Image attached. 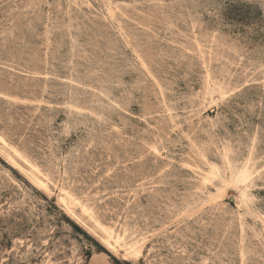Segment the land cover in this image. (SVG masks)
<instances>
[{"label":"rangeland","instance_id":"rangeland-1","mask_svg":"<svg viewBox=\"0 0 264 264\" xmlns=\"http://www.w3.org/2000/svg\"><path fill=\"white\" fill-rule=\"evenodd\" d=\"M117 262L264 264V0H0V264Z\"/></svg>","mask_w":264,"mask_h":264},{"label":"bare ground","instance_id":"bare-ground-1","mask_svg":"<svg viewBox=\"0 0 264 264\" xmlns=\"http://www.w3.org/2000/svg\"><path fill=\"white\" fill-rule=\"evenodd\" d=\"M16 163L14 162V165H15ZM17 165V164H16ZM15 167V166H14ZM19 167V166H18ZM247 177L248 176H246L244 173H241V174H238L235 178H234V182H246V179H247ZM34 179V178H33ZM37 182V181H36ZM34 184H35V182H33ZM37 184H39V183H37ZM83 210H85V208L83 209ZM109 229V228H108ZM102 230H103V232H104V235H105V239H106V241H107V243H108V246L110 245V246H112V247H114V246H116V245H118L119 244V242H120V237L117 235V236H115V235H113L112 234V231H111V229H110V231L109 230H107V229H105V228H102ZM113 244V245H112ZM113 249V248H112ZM137 251H138V247H136V245H134V244H130L126 249H124V256L125 257H128V256H134L136 253H137Z\"/></svg>","mask_w":264,"mask_h":264},{"label":"trees","instance_id":"trees-1","mask_svg":"<svg viewBox=\"0 0 264 264\" xmlns=\"http://www.w3.org/2000/svg\"><path fill=\"white\" fill-rule=\"evenodd\" d=\"M117 264H119V263L117 262Z\"/></svg>","mask_w":264,"mask_h":264}]
</instances>
